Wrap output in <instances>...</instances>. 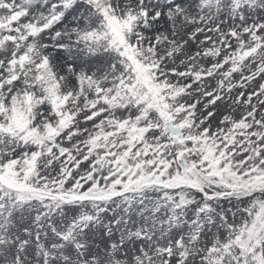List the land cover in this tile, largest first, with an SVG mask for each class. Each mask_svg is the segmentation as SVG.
I'll list each match as a JSON object with an SVG mask.
<instances>
[{"label":"snow or ice","instance_id":"6c2138e0","mask_svg":"<svg viewBox=\"0 0 264 264\" xmlns=\"http://www.w3.org/2000/svg\"><path fill=\"white\" fill-rule=\"evenodd\" d=\"M0 264H264V0H0Z\"/></svg>","mask_w":264,"mask_h":264}]
</instances>
